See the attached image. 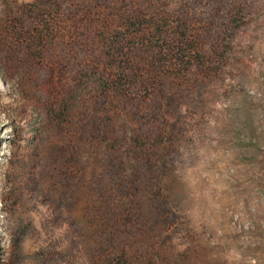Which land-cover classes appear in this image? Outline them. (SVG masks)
<instances>
[{
	"label": "rangeland",
	"instance_id": "374dc122",
	"mask_svg": "<svg viewBox=\"0 0 264 264\" xmlns=\"http://www.w3.org/2000/svg\"><path fill=\"white\" fill-rule=\"evenodd\" d=\"M0 264H264V0H0Z\"/></svg>",
	"mask_w": 264,
	"mask_h": 264
},
{
	"label": "trees",
	"instance_id": "16d2710c",
	"mask_svg": "<svg viewBox=\"0 0 264 264\" xmlns=\"http://www.w3.org/2000/svg\"><path fill=\"white\" fill-rule=\"evenodd\" d=\"M183 42H185V41H183Z\"/></svg>",
	"mask_w": 264,
	"mask_h": 264
}]
</instances>
